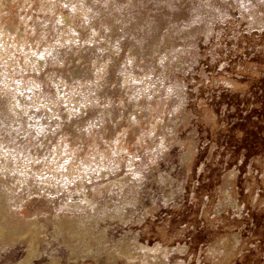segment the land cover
Returning <instances> with one entry per match:
<instances>
[{
	"label": "rangeland",
	"instance_id": "1",
	"mask_svg": "<svg viewBox=\"0 0 264 264\" xmlns=\"http://www.w3.org/2000/svg\"><path fill=\"white\" fill-rule=\"evenodd\" d=\"M22 261L264 264V0H0Z\"/></svg>",
	"mask_w": 264,
	"mask_h": 264
},
{
	"label": "bare ground",
	"instance_id": "2",
	"mask_svg": "<svg viewBox=\"0 0 264 264\" xmlns=\"http://www.w3.org/2000/svg\"><path fill=\"white\" fill-rule=\"evenodd\" d=\"M31 243H32V240H31ZM33 253V251L31 250V254ZM87 252H85V254H86ZM27 259H25L24 261H26ZM24 261H22V263L21 264H23L24 263Z\"/></svg>",
	"mask_w": 264,
	"mask_h": 264
}]
</instances>
